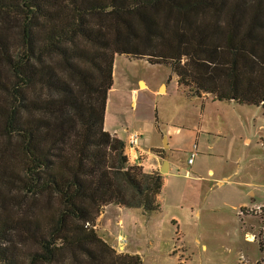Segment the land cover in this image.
<instances>
[{"label":"trees","instance_id":"obj_1","mask_svg":"<svg viewBox=\"0 0 264 264\" xmlns=\"http://www.w3.org/2000/svg\"><path fill=\"white\" fill-rule=\"evenodd\" d=\"M7 17L0 264H143L95 227L110 204L160 211L161 173L104 130L114 58L168 66L188 96L264 108V0H0Z\"/></svg>","mask_w":264,"mask_h":264},{"label":"rangeland","instance_id":"obj_2","mask_svg":"<svg viewBox=\"0 0 264 264\" xmlns=\"http://www.w3.org/2000/svg\"><path fill=\"white\" fill-rule=\"evenodd\" d=\"M0 20L4 21V25H15V18ZM9 31L10 35L14 33V29L8 28ZM15 37L17 36L12 38L14 47ZM171 74L168 66L117 55L113 63V84L108 92L105 109L104 123L107 130L116 132L121 139H126L129 131L139 130L143 133L139 143L147 147L156 143L163 145L157 124L162 132H165L169 125L179 122H185L186 126L191 128L194 118L190 115L184 116L183 112H191L193 106L200 109L198 101L192 104L182 100L179 104L171 91L166 95L153 92L161 81H166L171 86L176 85L173 78L168 80ZM139 78L147 82L150 91L140 89L144 84L137 83ZM180 87L184 93L189 91L185 86ZM132 88H138L136 95L133 94ZM160 90L162 91L163 87ZM228 105L226 114L236 124V137H233L231 132L225 134L223 157L210 153L199 155L205 159L202 163L204 169L209 166L221 167L226 159L231 169H236V176L232 178L236 180V186L229 181L223 187H214L211 190L208 182L182 180L172 176V172L178 174L173 166L171 172L165 174L166 181L159 194L162 210L147 214L141 209L126 208L118 216L111 215V226L114 231H121L124 245L123 249H118L120 244L115 240V235H111L113 237L108 241L115 244L117 249H113L116 253H137L143 264H177L180 253L187 264H241L240 259L245 257V253H236V230L242 228L243 233L244 224L241 220L245 218L239 215V207L243 205L239 203L249 202V190L255 191L256 202H264V147L259 143L264 133V110L261 106L235 102ZM245 137L250 138V142H244ZM186 141L187 138L185 143ZM17 160L14 159L12 165L17 167ZM199 174L204 176V172ZM222 197L226 198V202ZM217 199V207L204 210L209 201L214 204ZM110 209L115 208H108L107 211ZM196 211H200L199 216H196ZM172 215L180 219L177 227L171 219ZM248 217H251V214ZM253 220V223H256V220ZM261 226H264V223H258L257 228ZM177 231L180 232L179 236ZM237 238L242 239L243 247H248L247 255L251 262L246 259V264H253V259H257V263L261 256L258 243H246L241 235Z\"/></svg>","mask_w":264,"mask_h":264},{"label":"crops","instance_id":"obj_3","mask_svg":"<svg viewBox=\"0 0 264 264\" xmlns=\"http://www.w3.org/2000/svg\"><path fill=\"white\" fill-rule=\"evenodd\" d=\"M113 78L114 75L112 71V84H113ZM171 78H173L176 85L171 86V84H169L168 82L161 81L158 84V86L155 89H153V92L155 94L160 93L166 95L171 91L174 93L175 101H178L179 104H181L182 100L191 102L192 104L198 101L200 104V109H198L196 106H193L191 112L187 110L183 112L184 116L190 115L194 118V122H192L193 126L190 128L186 126L185 122H179V124L169 125L168 129L165 132H162L157 124L160 137L163 138V145L156 143V144H150L147 147H144L139 143L140 139L143 136V133L140 131L141 137L138 141V145L136 146V149L133 153L132 152L128 153L127 155L128 160L130 161V163H136L137 165L141 166L144 172L151 173L155 171L160 172V168L162 167L163 161L165 160L166 157V162H167L166 171L164 173L160 172L162 176V187L160 193L166 181L165 174L170 173L173 166H175L176 169L175 171H177L178 174L176 175V172H172V176H175L182 180L208 182L210 184L211 190H213L214 187H223L227 182L229 183V181L233 182L234 185L236 186V180H232V178L236 176V169L232 170L231 167L228 165L229 163L226 159L224 160L225 161L224 165L221 167L213 168L209 166L208 168L204 169L202 167V163L203 160L205 161V159H203V157H200L199 155L201 153H210V155L214 154L215 156H222V157L224 156L225 149L223 145L226 146L225 134L227 132H231L233 137H236V124L233 123L232 119L226 114V106H229L228 104L233 103L234 101L214 100L212 97L205 94L200 97L188 96L183 92V89L178 85L176 76L173 73L169 76L168 80H171ZM139 82L144 84L143 87L141 88L139 87L140 89L142 90L148 89L149 91L151 90L145 80L139 78L137 80V83ZM162 87L163 90L161 91L160 89H162ZM132 92L133 94L136 95V93H138V88H132ZM134 103L135 102L133 100L132 104ZM223 103H227V105H223ZM104 121H105V116H104ZM104 130H106L111 134H115L118 138L121 139V137L117 135L116 132L108 131L107 128L105 127V123H104ZM185 138H187L186 141L187 143H185ZM122 140L124 142L126 141L125 138ZM244 142H250V138L245 137ZM214 147L216 148L214 149ZM193 149H195L196 154L192 160V163L188 164L187 159L190 155V152ZM199 172H204V176L199 174ZM192 173H194L195 175H191ZM159 194L157 195V201L160 210H162ZM248 194L250 196L248 199L249 202L240 201L239 204L250 205L254 203H260V202H256L257 197L254 190H249ZM224 202H226V198ZM217 206H218V199L217 202L214 204H212L209 201L207 205L204 207V210H211ZM111 207L115 209L112 210L110 209V211H107V209ZM124 209L126 208L116 204H110L102 210V212L96 219V228H98V232H100L99 234L108 244L111 245L112 248H115L114 247L115 244L110 243L108 239H112L111 237L113 236L111 235H115L114 238L116 240L117 238L122 237V234L120 233L121 232L120 230L114 231L113 227L111 226V217L120 215ZM107 212H109L108 213L109 216H107ZM195 214L196 216H199L200 211H196ZM248 216H250V214L243 215L242 218H245V220L244 219L241 220L242 223L244 224L243 233H242V228L238 227L239 230H236V253L237 251H239L240 253L244 251L245 254L243 255H245V259H247L248 262H251V260H249L247 255L248 247L247 246L243 247L244 244L242 243L243 242L242 239L241 238L238 239L237 237L240 235L243 236V240L246 243L252 242L256 244L257 242L261 254L258 260L264 259V235H262L263 237L260 238L258 237L254 240H246L245 238L247 234L248 235L251 233L256 234L257 231L259 230L257 228L258 223L263 224L264 221L261 222L260 218L255 215H251V217ZM171 219L174 225H176L177 227V224L180 222L179 217L176 215H172ZM253 219L256 220V223H253L254 221ZM105 234H107L106 237L104 236ZM130 254H137V253H130ZM253 260L252 263L254 264L255 260L257 259H253Z\"/></svg>","mask_w":264,"mask_h":264},{"label":"built area","instance_id":"obj_4","mask_svg":"<svg viewBox=\"0 0 264 264\" xmlns=\"http://www.w3.org/2000/svg\"><path fill=\"white\" fill-rule=\"evenodd\" d=\"M140 137H141V132L138 131V130H133V131H129L128 132L127 138H126V141H125V151H126L127 155H128V153H130V152L133 153L135 151L136 146L138 145V141H139ZM259 143H260L261 146L264 147V133H263V136L260 138ZM195 154H196V151H195V149H193L190 152V155H189V157L187 159V163L188 164L192 163V160H193ZM238 212H239V215H245V214L255 215V216L260 218L261 222H263L264 221V202H262V203H254V204H250V205H241L239 207V211ZM95 227H96V225H95ZM179 235L180 234L177 231V236H179ZM262 235H264V226H261L256 234H253V233H251L249 235L247 234L245 236V238H246V240H254V239L258 238V237L259 238L263 237ZM117 240L119 241L120 245H119V247H117V246L116 247L118 249H123L124 245H123L122 237L117 238ZM117 248H114V249H117ZM176 250H178L177 247H176ZM240 262L242 264H246L245 257H242V259H240ZM177 264H187V261H186V259L183 258L182 253L179 254V259L177 261ZM255 264H264V259L259 260Z\"/></svg>","mask_w":264,"mask_h":264},{"label":"water","instance_id":"obj_5","mask_svg":"<svg viewBox=\"0 0 264 264\" xmlns=\"http://www.w3.org/2000/svg\"><path fill=\"white\" fill-rule=\"evenodd\" d=\"M166 157H165V160L163 161V164H162V167L160 168V172L161 173H164L166 171Z\"/></svg>","mask_w":264,"mask_h":264}]
</instances>
